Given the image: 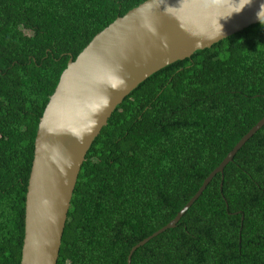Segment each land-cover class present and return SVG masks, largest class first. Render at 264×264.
Wrapping results in <instances>:
<instances>
[{
    "label": "trees",
    "instance_id": "1",
    "mask_svg": "<svg viewBox=\"0 0 264 264\" xmlns=\"http://www.w3.org/2000/svg\"><path fill=\"white\" fill-rule=\"evenodd\" d=\"M143 1L0 0V264H19L35 131L67 60ZM263 115L264 20L150 75L89 146L55 264H126ZM129 264H264V126Z\"/></svg>",
    "mask_w": 264,
    "mask_h": 264
},
{
    "label": "water",
    "instance_id": "2",
    "mask_svg": "<svg viewBox=\"0 0 264 264\" xmlns=\"http://www.w3.org/2000/svg\"><path fill=\"white\" fill-rule=\"evenodd\" d=\"M264 20V0H145L95 34L69 58L38 119L23 206L19 264H55L84 156L107 119L139 83ZM262 126L264 115L203 179L165 226L172 228L215 174ZM221 178V177H220Z\"/></svg>",
    "mask_w": 264,
    "mask_h": 264
}]
</instances>
